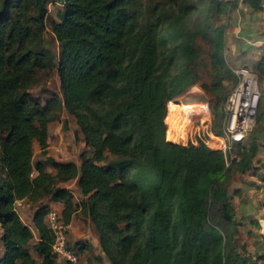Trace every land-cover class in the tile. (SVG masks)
<instances>
[{"label":"trees","instance_id":"trees-1","mask_svg":"<svg viewBox=\"0 0 264 264\" xmlns=\"http://www.w3.org/2000/svg\"><path fill=\"white\" fill-rule=\"evenodd\" d=\"M55 1L0 0V264H36L34 234L13 204L44 196L62 204L66 225L77 210L89 217L111 264H247L228 186L233 165L245 170L253 153L236 144L239 159L229 161L202 141L166 138L171 120L189 111L175 96L195 84L212 96L210 129L222 135L239 78L225 57V24L211 19L229 2L60 0L63 16L50 21L60 45L55 66L91 155L82 153L79 165L48 156L52 173L33 163V143L47 147L56 98L41 105L28 88L45 68L34 45ZM73 178L84 196L78 203L57 185ZM48 210L43 204L33 215L39 264H57Z\"/></svg>","mask_w":264,"mask_h":264},{"label":"rangeland","instance_id":"rangeland-1","mask_svg":"<svg viewBox=\"0 0 264 264\" xmlns=\"http://www.w3.org/2000/svg\"><path fill=\"white\" fill-rule=\"evenodd\" d=\"M46 8L47 12L44 15L43 19L42 36L40 41L34 45L35 51L45 53V68L35 71L33 83L28 88V92L30 93L33 101L38 102L41 105H44L47 100L53 99V97L56 98L54 109L57 113V117L48 124L47 147L45 148V150H43L42 148H40L38 142L35 141L33 143V163L36 164L37 162H43L45 164L46 170L54 173L55 171L50 166V162L47 161L48 156L53 157L58 161H74L79 165L81 160L80 155L84 153L86 156H90L91 150L85 144L83 135L80 133L78 126L76 125L75 118L71 116L64 107L62 93L60 90V81L55 66L56 61L59 57L60 45L51 30L50 21L61 20L63 16V5L60 0H56L55 2H49L46 5ZM226 9L227 7L219 16L214 15L211 19L212 23H215L216 25L225 24ZM175 97L178 99L177 104L185 103L189 111H184V109L182 108L179 114L173 120H171L177 111L175 107L168 121L169 123L171 120L169 126L172 123H175L177 118L179 117L181 119V126L184 128V130H186V127L190 126V124H194L197 127L200 125L199 117L195 116L190 123V118L193 113L196 111L202 112L201 115H203V120L205 122L207 119L206 116H208V112H212L214 100L212 99V96L210 94H206L201 89L199 84L190 86L184 92ZM167 112L168 106L166 104L165 122ZM260 114L261 110L259 106L256 121L258 120ZM166 125L168 129L167 122ZM254 127L247 132L245 138L242 140V142H240V147L249 145L250 133L254 129ZM174 134L176 135V133ZM168 135L169 137H167L166 131L167 140L172 142H179L178 139H176V141H173L175 139L173 138V136H170V128ZM221 136H225L224 129ZM236 151H239V148L233 150V153H235ZM35 174L36 171L34 170L32 175L34 176ZM57 185L70 189L73 195V200L76 203L80 202L84 198L78 187V178H73L66 182H58ZM43 204H47L49 206V210H56L58 212L60 211L58 207L60 205H58V202L53 201L50 196L40 197L36 201L29 200L28 198H23L22 205L18 207V213L21 219L30 227L34 234V238L28 245V249L32 257L35 259L36 264H39L41 262V258L36 254L32 247L33 243L38 241V234L33 224V215L36 210ZM72 219L73 227L67 226L66 229L67 235H69L71 231L73 234L77 235L76 239H72V237L70 238V236H68V244L70 246L76 247L78 250L79 257L78 261L75 264H80V261H86L87 264H106V262L111 264V262L104 255L100 244L99 245L102 251V256L97 253L96 255L95 249H89L90 246H92L91 242L94 241L95 238H98L99 240V234L89 217L82 215L80 211L77 210L75 213H73ZM45 220L46 217H44V223ZM1 233L2 231L0 228V243ZM55 261L57 264H69L66 260L58 256H55Z\"/></svg>","mask_w":264,"mask_h":264},{"label":"crops","instance_id":"crops-1","mask_svg":"<svg viewBox=\"0 0 264 264\" xmlns=\"http://www.w3.org/2000/svg\"><path fill=\"white\" fill-rule=\"evenodd\" d=\"M224 1L229 2L225 18V57L232 68H245L257 73L261 94V114L250 133L249 145L244 146L245 151L253 155L245 170H238V165H233L228 196L238 222L237 249L246 256L247 264H264V11L258 3L255 5V0H245L242 5L238 0ZM206 118L200 131L203 136H207L211 130L210 112ZM206 144L213 149H220L218 140L210 139ZM235 154L239 156L238 151ZM58 205L61 212L63 206L61 203ZM67 226L73 227L72 218ZM68 236L77 238L72 231ZM91 243L89 249H95V254L102 256L98 238ZM2 255L1 242L0 257ZM80 264L87 262L80 261Z\"/></svg>","mask_w":264,"mask_h":264},{"label":"built area","instance_id":"built-area-1","mask_svg":"<svg viewBox=\"0 0 264 264\" xmlns=\"http://www.w3.org/2000/svg\"><path fill=\"white\" fill-rule=\"evenodd\" d=\"M245 0H238L240 5ZM258 6L264 11V0H257ZM238 76V82L231 90L225 104L226 120L224 124L225 136L218 139L211 130L207 136L200 134L201 126L204 122L202 112H194L190 118L199 117L200 125L190 124L186 127L184 136L179 139L178 143L188 145L189 143L197 144L199 141L208 143L209 140H218L220 150L227 153L229 160H238L239 156L233 153L236 143L242 142L245 135L256 123V117L259 110L260 88L258 75L255 71L245 68H232ZM207 109V106H206ZM23 199L15 200L14 210L18 213V207L22 205ZM19 214V213H18ZM45 224L53 235L52 250L55 256L61 257L69 264H75L78 261V250L68 244L67 225L63 222L61 212L49 210L46 214ZM1 245V243H0ZM1 250V246H0Z\"/></svg>","mask_w":264,"mask_h":264},{"label":"bare ground","instance_id":"bare-ground-1","mask_svg":"<svg viewBox=\"0 0 264 264\" xmlns=\"http://www.w3.org/2000/svg\"><path fill=\"white\" fill-rule=\"evenodd\" d=\"M181 119L178 117L175 123H172L169 128H170V136H173V138L176 141V139H181L184 136L185 130L181 126ZM176 133V135L174 134ZM173 134V135H172Z\"/></svg>","mask_w":264,"mask_h":264}]
</instances>
